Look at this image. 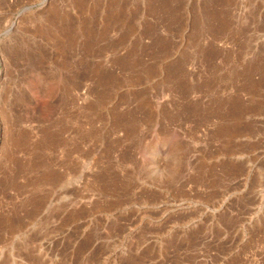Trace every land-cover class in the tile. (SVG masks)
I'll return each instance as SVG.
<instances>
[{
    "label": "rangeland",
    "instance_id": "1",
    "mask_svg": "<svg viewBox=\"0 0 264 264\" xmlns=\"http://www.w3.org/2000/svg\"><path fill=\"white\" fill-rule=\"evenodd\" d=\"M0 264H264V0H0Z\"/></svg>",
    "mask_w": 264,
    "mask_h": 264
},
{
    "label": "bare ground",
    "instance_id": "2",
    "mask_svg": "<svg viewBox=\"0 0 264 264\" xmlns=\"http://www.w3.org/2000/svg\"><path fill=\"white\" fill-rule=\"evenodd\" d=\"M229 3L231 2V1H228ZM164 4V3H163ZM227 4V3H226ZM207 5V4H206ZM119 6V5H118ZM157 6V5H156ZM124 21V20H123ZM207 21V20H206ZM176 23V22H175ZM211 23V22H210ZM114 24V23H113ZM220 25V24H219ZM181 28V27H180ZM168 38V37H167Z\"/></svg>",
    "mask_w": 264,
    "mask_h": 264
}]
</instances>
